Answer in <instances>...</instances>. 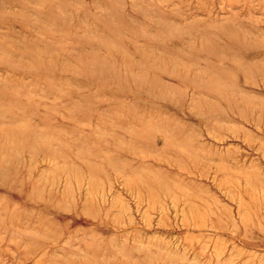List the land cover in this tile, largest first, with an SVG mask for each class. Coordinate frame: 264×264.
<instances>
[{
  "label": "rangeland",
  "instance_id": "1",
  "mask_svg": "<svg viewBox=\"0 0 264 264\" xmlns=\"http://www.w3.org/2000/svg\"><path fill=\"white\" fill-rule=\"evenodd\" d=\"M0 264H264V0H0Z\"/></svg>",
  "mask_w": 264,
  "mask_h": 264
},
{
  "label": "bare ground",
  "instance_id": "2",
  "mask_svg": "<svg viewBox=\"0 0 264 264\" xmlns=\"http://www.w3.org/2000/svg\"><path fill=\"white\" fill-rule=\"evenodd\" d=\"M52 66V65H51ZM11 134V133H10ZM14 141V140H13Z\"/></svg>",
  "mask_w": 264,
  "mask_h": 264
}]
</instances>
